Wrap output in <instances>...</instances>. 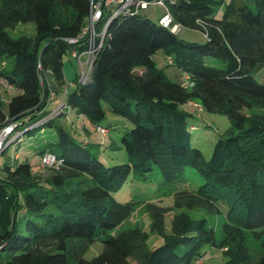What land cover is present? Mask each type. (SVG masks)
Here are the masks:
<instances>
[{"label":"trees","instance_id":"1","mask_svg":"<svg viewBox=\"0 0 264 264\" xmlns=\"http://www.w3.org/2000/svg\"><path fill=\"white\" fill-rule=\"evenodd\" d=\"M91 2L0 0V58H14L5 82L19 91L5 109L0 103V128L13 124V134L21 131L16 143L36 128L54 127L56 141L38 154L51 152L61 161L46 167L43 178L18 154L0 165V264H192L206 245L222 250V264H264V0H165L168 27L159 23L164 12L153 21L140 11L109 20L104 11L96 29L108 22L106 35L88 76L67 83L63 56L86 48ZM27 22L35 24L34 37L10 34ZM181 28L201 32L206 41L179 38ZM159 50L188 81L171 80L156 66ZM59 91L64 101L47 109ZM103 102L132 123L118 146L129 163L106 166L89 141H76L54 123L67 106L98 123L106 115ZM185 104L230 120L233 133L215 141L208 160L192 145ZM154 166L174 205L144 204L150 231L159 236L150 248L138 226L117 230L135 202H119L112 193L131 172L145 180ZM189 167L204 182L194 191L174 190ZM195 207L224 213L220 237L204 217L181 210ZM70 238L79 240L68 246ZM249 239L258 242L256 257ZM95 240L103 249L84 258Z\"/></svg>","mask_w":264,"mask_h":264},{"label":"rangeland","instance_id":"2","mask_svg":"<svg viewBox=\"0 0 264 264\" xmlns=\"http://www.w3.org/2000/svg\"><path fill=\"white\" fill-rule=\"evenodd\" d=\"M141 14L149 19L156 21L158 16L164 12V8L160 6H149L145 10H140ZM12 36L26 35L34 37L35 24L33 22L17 23L14 28L9 30ZM177 36L184 40L195 41L203 43L206 39L202 33L188 28H181ZM86 56L82 57V61ZM153 59L158 68L162 69L164 74L171 80L177 82L184 81V75L175 65H168V60L163 50L157 51L153 55ZM14 65V58L4 56L0 58V103L3 108H6L7 101L10 97L16 95L19 91L15 87L9 86L5 82V76L9 75ZM81 65L77 57L72 55L71 51H67L63 56L62 71L66 77V82L69 83L81 73ZM64 92H57L54 99L49 101L47 109L52 110L59 106L60 101H64ZM64 103V102H63ZM191 104H198L193 101ZM105 110V118L98 122L92 123L84 116H77L75 111L70 107H65L66 115L57 117L54 123L61 124L67 131L71 133L76 141H89L91 150L97 152L99 159L106 166H112L121 163H129L126 152L119 148L121 136L132 127V123L113 112L110 111L109 105L103 102ZM186 111L191 113L187 118L189 127L194 128L191 132L192 145L199 148L205 160L210 158L213 145L218 138L230 136L233 133L229 118L220 112H209L200 107H194L188 104L182 106ZM98 126L105 127L108 132H100ZM85 131V132H84ZM87 132V133H86ZM105 135H102V134ZM6 136L3 134L2 138ZM56 141V132L54 127L44 125L36 128L34 134L31 136L24 135L20 142L11 143L0 154V165L4 161H14L15 154L19 155V161L27 160L33 172L43 178L47 173V166H40L41 156L38 154L40 148L45 143H54ZM161 174L157 167L146 174L145 180L137 179L133 173L129 175L123 185L112 193L113 197L119 202H135V210L132 216L121 223L117 230H124L134 226H138L143 231L148 233L147 245L153 248L159 241V236L150 231L152 217L145 210L144 204L146 202H154L160 206L170 207L174 205L172 194H169L165 187L161 186ZM204 181L202 177L192 167L187 168L185 180L183 184L176 185L174 190H189L194 191ZM226 212V206L223 205ZM186 210L194 218L204 217L207 220V225L213 227L217 236L221 235L220 223L224 220V213H209L202 208H192ZM169 223V221H167ZM168 229V228H167ZM79 240L78 238H70L67 240V245ZM250 246L253 250V256L256 257L258 252V242L249 239ZM103 249L102 242L95 240L84 253V258L90 259L96 256ZM226 260V255L221 249L206 245L203 249V254L192 264H222Z\"/></svg>","mask_w":264,"mask_h":264},{"label":"built area","instance_id":"3","mask_svg":"<svg viewBox=\"0 0 264 264\" xmlns=\"http://www.w3.org/2000/svg\"><path fill=\"white\" fill-rule=\"evenodd\" d=\"M149 6H160L164 8L163 15L159 18V23L165 27L170 26L171 23V15L169 12V9L166 6L165 0H97L95 2H91V10L89 14V20L86 25V27L83 30V33L86 35V48L82 52H78L76 50L72 51V55L77 57L80 65H81V73H80V80L86 79L88 76L91 66L94 62V58L97 55L103 39L106 35V29L108 26V22H106L100 30L96 29L97 23L100 21L103 12L108 11L111 13V16L109 20H111L113 17H115L118 14L122 13H130L135 14L138 11L142 9H147ZM178 26L173 25L171 26L172 31H177ZM78 38H69L67 41L69 43H76L78 42ZM86 56V59L82 61V57ZM185 80H189V77L184 74ZM189 85H192L191 82H189ZM197 105V104H194ZM34 125H31L29 127H33ZM13 124H7L0 128V153L3 150V148L8 144L12 143V141L19 137L22 132L17 131L15 134H13ZM100 129V132L107 133V130L98 127ZM102 135H105V134ZM5 135L6 137L2 138V135ZM61 161L56 157L55 154L51 152H45L41 156V165L42 166H53L57 167Z\"/></svg>","mask_w":264,"mask_h":264},{"label":"water","instance_id":"4","mask_svg":"<svg viewBox=\"0 0 264 264\" xmlns=\"http://www.w3.org/2000/svg\"><path fill=\"white\" fill-rule=\"evenodd\" d=\"M11 144V142L10 143H8L6 146H9Z\"/></svg>","mask_w":264,"mask_h":264},{"label":"crops","instance_id":"5","mask_svg":"<svg viewBox=\"0 0 264 264\" xmlns=\"http://www.w3.org/2000/svg\"><path fill=\"white\" fill-rule=\"evenodd\" d=\"M79 117H81V116H79ZM85 132V131H84ZM87 133V132H86Z\"/></svg>","mask_w":264,"mask_h":264}]
</instances>
